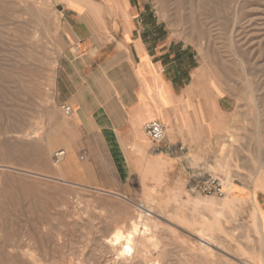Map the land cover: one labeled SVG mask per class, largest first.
I'll return each mask as SVG.
<instances>
[{
  "label": "rangeland",
  "instance_id": "rangeland-1",
  "mask_svg": "<svg viewBox=\"0 0 264 264\" xmlns=\"http://www.w3.org/2000/svg\"><path fill=\"white\" fill-rule=\"evenodd\" d=\"M135 1L229 109V142L194 173L223 179L226 197L197 192L198 181L171 206L67 182L55 157L72 139L61 92L74 47L62 14L100 0H0V261L32 250L53 264H264V0ZM141 211L153 242L139 238L121 258L112 234Z\"/></svg>",
  "mask_w": 264,
  "mask_h": 264
},
{
  "label": "crops",
  "instance_id": "crops-1",
  "mask_svg": "<svg viewBox=\"0 0 264 264\" xmlns=\"http://www.w3.org/2000/svg\"><path fill=\"white\" fill-rule=\"evenodd\" d=\"M145 14L135 0H100L93 12L66 6L61 26L74 54L61 95L73 113L62 176L101 194L174 206L206 180L194 174L196 160L229 142V109ZM154 120L166 130L161 144L145 136ZM14 253L0 264H53L32 250Z\"/></svg>",
  "mask_w": 264,
  "mask_h": 264
},
{
  "label": "built area",
  "instance_id": "built-area-1",
  "mask_svg": "<svg viewBox=\"0 0 264 264\" xmlns=\"http://www.w3.org/2000/svg\"><path fill=\"white\" fill-rule=\"evenodd\" d=\"M62 109L66 116L70 117L73 113L71 106L67 104H64ZM145 136L152 144H161L166 140L165 127L158 120L151 121L145 127ZM65 155V151H60L55 157L57 160H62ZM226 186V182L223 179L210 177L197 183L194 189L205 196H214L219 199H224L227 195Z\"/></svg>",
  "mask_w": 264,
  "mask_h": 264
},
{
  "label": "bare ground",
  "instance_id": "bare-ground-1",
  "mask_svg": "<svg viewBox=\"0 0 264 264\" xmlns=\"http://www.w3.org/2000/svg\"><path fill=\"white\" fill-rule=\"evenodd\" d=\"M140 208H143L144 210L146 209V207H144V206H142ZM147 211L150 212V210H147ZM149 212H148V214H149ZM142 214H143V211H141L140 216H139L140 221H138V222L133 221L131 223V228L128 232H124L123 230L118 229L112 234V237L110 239V243L113 247L120 246V250H119V254H118L119 257H121V258H128L129 256L132 257V254L134 252V246H135V244L139 238L146 239L149 242H153V237L150 236V234H149L148 224L147 223L143 224L141 221L142 218L145 216V215L143 216ZM148 214H147L148 217L151 216ZM258 214H259V218H260V222H261L260 223V229L264 233L263 216L260 214V212ZM261 225H262V227H261ZM142 228H143V230H142ZM206 239H207L206 235L202 234L201 241L203 242L205 247L210 249L211 244L209 241H206Z\"/></svg>",
  "mask_w": 264,
  "mask_h": 264
}]
</instances>
